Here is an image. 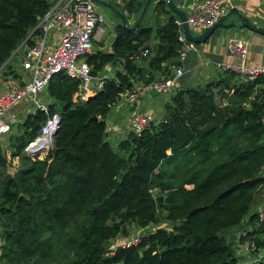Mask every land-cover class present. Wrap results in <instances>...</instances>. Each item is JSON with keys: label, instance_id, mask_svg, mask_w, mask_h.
I'll use <instances>...</instances> for the list:
<instances>
[{"label": "trees", "instance_id": "16d2710c", "mask_svg": "<svg viewBox=\"0 0 264 264\" xmlns=\"http://www.w3.org/2000/svg\"><path fill=\"white\" fill-rule=\"evenodd\" d=\"M145 2L125 0L121 12L135 20ZM51 5L0 0L1 75H14V57L6 62L23 43L33 44ZM152 5L164 17H156L154 35L145 18L132 32L118 23L110 51L86 56L92 76L106 66L113 73L85 104L88 114L75 109L78 80L65 73L50 80L49 114L58 113L60 123L42 159L24 153L48 118L38 111L9 136L8 156L22 163L12 176L0 146V264H240L238 240L264 246V227L253 224L257 211L248 221L254 231L242 230L264 188V75L231 83L229 77L241 79L230 72L214 86L176 90L162 121L139 137L107 140L111 109L126 91L183 67L176 17L164 1ZM161 218L170 230L146 232L136 245L110 253L109 243L127 225L142 230ZM251 264H264V257Z\"/></svg>", "mask_w": 264, "mask_h": 264}, {"label": "built area", "instance_id": "2783aa9c", "mask_svg": "<svg viewBox=\"0 0 264 264\" xmlns=\"http://www.w3.org/2000/svg\"><path fill=\"white\" fill-rule=\"evenodd\" d=\"M231 8L230 0H197L187 16L191 33L193 31L203 33L214 27ZM124 15L128 17L126 13ZM105 22L104 14L90 0H52L51 8L36 27L38 33L31 38L33 44L26 46L22 54L21 65L29 78L0 89V141L11 133L12 125L17 122L14 116L7 120L6 116L12 109L26 102L34 108V111L30 113L38 111L47 115L48 118L41 127L39 136L28 143L24 153L31 158L32 153L39 150L37 159H42L46 155L52 146V138L60 123L58 113L49 114L51 100L46 94V88L53 76L65 73L79 81V91L73 97L76 105L84 104L87 99L95 96L103 89L105 81L111 77L109 66H106L99 75L92 76L91 67L86 63V56L94 53L96 44L103 41ZM178 25L181 28L179 23ZM178 42L181 44L179 59L183 63L187 54L196 50V44L186 39L182 29ZM227 51L228 58L234 62L218 66L224 74L229 75L233 72L236 76H240L244 83L253 82L264 75V65L247 64L249 43L246 40L229 38ZM147 54L148 51H144L140 56L145 57ZM183 76V67H177L172 72V76L157 79L149 84H136L122 95L118 103L131 110L129 129L133 135L139 137L154 122V116L140 109L143 101L148 97L159 101L176 91L179 80ZM254 225L264 227V209L256 212ZM146 229L139 230V236L122 247L136 245L140 236L148 232L145 231ZM238 247L240 256L251 259L252 262L264 257L254 241L246 240L240 243L238 240ZM114 250L115 247L109 251L111 253ZM255 252L256 256L252 255Z\"/></svg>", "mask_w": 264, "mask_h": 264}, {"label": "crops", "instance_id": "0c3cea01", "mask_svg": "<svg viewBox=\"0 0 264 264\" xmlns=\"http://www.w3.org/2000/svg\"><path fill=\"white\" fill-rule=\"evenodd\" d=\"M104 1L108 2L107 0ZM171 1L180 11H182L188 16L191 13L192 9L194 8L197 0H171ZM230 5L232 7L228 13L230 14V16L221 25V27L216 29L214 33L211 35V37H209L207 40L201 42L200 44H196L195 51H190L187 54L185 61L182 63L183 69L185 70L184 76L179 80L178 87L176 90L192 88L196 86V85L193 86V82L194 84L200 83L206 77H215L217 74L216 68H218L220 64L223 65L233 64L234 61H231L228 58L227 41L229 38H242L249 43V53L247 55V61H246L248 65L250 66L264 65V34L250 30L249 28L243 26L241 21V19H243V22L254 27L255 29L264 31V0H230ZM96 6L98 7L99 11L102 12L100 7L98 5ZM151 9L153 8L151 7ZM238 15L241 17V19L238 17ZM148 16L149 15L145 17L148 18ZM155 19L156 17H154V13H153L152 20L150 21V25L151 27H153L152 28L153 35L156 29V27L154 26ZM130 20H133L135 22L137 19L135 18L134 20L131 17ZM159 20L160 22H163L164 17L159 16ZM117 21L119 20L117 19ZM117 21H115V23L113 22L114 26L118 24ZM103 29L105 31L106 22L104 24ZM110 33L111 32H108V37L106 38V45H107L106 50H104V48H97V49L103 52L110 51L111 43L114 39V30L112 31L111 36H109ZM106 34L107 33L105 31L104 38L106 37ZM192 34L194 36H198L201 35L202 33L193 31ZM151 44L154 45V40L151 42ZM23 46L24 45H21L18 49L20 50V54H18V57L17 56L15 57L13 55L14 59L10 63V66L12 67V71H14V75L4 76L0 74V89H4L5 87H7L9 84L12 83H20L23 80L29 78L28 73L22 68L21 65L22 54L25 50V47ZM10 60L11 58L9 59V61ZM109 68L112 73L111 66ZM222 75H221L222 79L226 78L225 76H227L223 72ZM174 92L170 93L169 95L174 94ZM156 102L159 101L155 100L154 98L148 97L143 101L142 106L140 108L143 112L150 113L152 116H154L155 117L154 120L157 119V117L154 114L155 110L153 111V109L155 108L154 104ZM24 106L28 107L29 105L28 103L25 102L22 105H19L14 109H12V111H10V113L7 116H10V118L14 116L17 120V115L21 112ZM130 117H131V110L128 109L125 105H122L121 103L117 102L112 107L111 113L107 121L108 141H110L111 143H117L128 137V135L130 134V129H129ZM10 136L14 137L15 135H10ZM7 141H8V136L2 138V140L0 141V146L2 148L3 153H7V159H9L10 162L7 172H11L13 171L12 167H14L15 165L18 166L17 162L19 159L15 157L12 160H10L8 156L10 150ZM17 166H15V168ZM258 196L259 198H262L263 201L264 191L259 193V195H257L256 197ZM256 197H255V201L259 199ZM263 207L264 205L261 204L260 206L257 205L256 210L253 212V214L256 211H258V209ZM249 217L250 215L248 214L243 220L242 230L244 231V233L245 232L252 233L254 231V228L251 226V224L248 223ZM233 233H235V231H233Z\"/></svg>", "mask_w": 264, "mask_h": 264}, {"label": "rangeland", "instance_id": "374dc122", "mask_svg": "<svg viewBox=\"0 0 264 264\" xmlns=\"http://www.w3.org/2000/svg\"><path fill=\"white\" fill-rule=\"evenodd\" d=\"M124 1L125 0H117V2H118V9L120 10V11H122V7H123V4H124ZM155 3V1H153V3L152 4H154ZM151 4V6L149 7L150 9H148L149 11H147V13H146V17H147V15H149L148 16V18H146L145 17V21H144V24L145 25H149V26H151L150 25V21L152 20V17H153V12H152V9H151V7H153L154 5H152ZM100 9L102 10V12H103V14L105 15V18H106V29H105V31H106V37L104 38V40L102 41V42H100V43H97V45L94 47V49L96 50L97 48H104V50H106V48H107V45H106V38L108 37V32H111L112 33V31L114 30V25H113V22L115 23V21H117V17L116 16H114L109 10H107V9H104V8H102V7H100ZM151 11V12H150ZM154 17H159L158 15H156V14H154ZM117 23H119V21H117ZM134 24V21L133 20H129V26H131V25H133ZM111 33L109 34V36H111ZM97 50H99V49H97ZM16 54V55H15ZM18 54H20V52H19V50H17L15 53H13V55L16 57H18ZM13 55H12V57H13ZM11 57V58H12ZM14 59V58H13ZM216 71H217V74H216V76L215 77H206L204 80H202L200 83H195L194 84V82H193V86L194 85H196V86H194V87H192V88H197V87H200V88H203V87H205V86H207V85H215L216 83H218L220 80H222V70L221 69H218V68H216ZM173 72V71H172ZM184 72H185V70H184ZM222 75V76H221ZM225 77H227V76H225ZM232 83L233 82H236V83H238V82H240V80L236 77V78H231V77H229L228 78ZM219 93H220V91H219ZM218 92H217V90H216V96H217V99H218V102H220V103H223L224 104V101H223V99L221 98V95L219 94ZM221 94H222V91H221ZM173 96V94H171V95H167V96H165V97H163L161 100H159V102H156L155 104H154V109H153V111H154V114H155V116L157 117V119L156 120H154V122H153V124H155L156 122H158V121H160V120H162L163 119V117H164V113H165V105H166V103L169 101V99L171 98ZM42 98V97H41ZM223 101V102H222ZM34 111V108L30 105V106H24L23 107V109L21 110V112L17 115V122L15 123V124H13L12 125V129H11V133L9 134V135H7L8 136V139L11 137L10 135H18V133L20 132V125L22 124V122H23V120L25 119V117L28 115V113H30V112H33ZM8 118H10V116H7V118H6V120L8 119ZM155 118V117H154ZM10 136V137H9ZM8 142V141H7ZM17 164H18V166L17 165H15V166H17L16 168H15V166L14 167H12L13 168V171H11V172H7L8 174H10L11 176L12 175H14V174H16L17 173V171L19 170V167L20 166H22V163L20 162V160H18V162H17ZM262 190H264V188L262 189ZM262 190L259 192V193H261L262 192ZM259 193L257 194V195H259ZM256 195V196H257ZM256 198H259V196L258 197H256ZM260 204L261 205H264V200L262 201V198H259V199H257L252 205H251V207H250V210H249V215H251L255 210H256V206L257 205H259L260 206ZM261 209H264V207L263 208H260V209H258V211L259 210H261ZM157 228H163V229H168V230H170L171 228H172V225L170 224V223H168V222H166V221H164L162 218L156 223V224H154V225H151V226H149L145 231H148V232H152V231H154L155 229H157ZM140 229H137L135 226H133V225H127L126 226V228H125V233L123 234V235H121L120 237H118L117 239H115V240H113L112 242H110L109 243V245H108V249L110 250L111 248H113V247H116V246H123V245H125L126 243H129V242H132L134 239H136L138 236H139V234H140V231H139ZM232 231H229V232H227L225 235H226V238H227V240H228V242L230 243V241H231V238H232V236L234 235V233H233V235H232ZM263 238H264V236H263ZM234 240V238L232 239V241ZM259 252H261L262 254L261 255H264V246L263 247H261L260 248V250H259ZM235 255H236V257L239 259V262H241V263H243V262H245V263H247V264H251L252 263V261H251V259H247V258H243L242 256H240L241 254H240V252L238 251V250H236L235 249Z\"/></svg>", "mask_w": 264, "mask_h": 264}, {"label": "water", "instance_id": "95a60500", "mask_svg": "<svg viewBox=\"0 0 264 264\" xmlns=\"http://www.w3.org/2000/svg\"><path fill=\"white\" fill-rule=\"evenodd\" d=\"M91 2L95 3L96 5H98L99 7H102L104 9L109 10L111 13H113V15H115L117 17V19L119 20V24L122 25V27L124 29H126L127 31H135L136 28L142 23L143 19L146 16V13L149 9V7L151 6V4L153 3V1H157V0H146L137 20L134 22L133 25L129 26V21L127 20V18L125 17V15L115 6L109 4L108 2L104 1V0H90ZM165 2L168 10L176 17L177 22L181 25V29L183 30V33L186 37V39L189 42H192L194 44H200L201 42L207 40L209 37H211V35L214 33V31L216 29H218L219 27H221V25L228 19V17L230 16V14H227L224 18H222L221 20L218 21L217 24H215L214 27L208 29L207 31L203 32L201 35L198 36H194L191 31L190 28L187 24V15L185 13H183L182 11H180L171 0H162ZM238 17L241 19V17L238 15ZM242 21V25L249 28L250 30H253L255 32H259L264 34V31H260L258 29H255L254 27L248 25L247 23L243 22V19H241ZM24 45V43L22 44ZM11 58V57H10ZM9 58V59H10ZM9 61V60H8ZM7 61V62H8ZM6 62V64H7ZM5 64V65H6ZM91 98L87 99V101L84 104H79L75 106V109L79 110L80 112L84 113V114H88L87 109L85 107V104L90 100ZM92 120H96V118H93ZM39 150H36L32 153L31 158L37 159L39 157Z\"/></svg>", "mask_w": 264, "mask_h": 264}, {"label": "clouds", "instance_id": "9594fccd", "mask_svg": "<svg viewBox=\"0 0 264 264\" xmlns=\"http://www.w3.org/2000/svg\"><path fill=\"white\" fill-rule=\"evenodd\" d=\"M124 14V13H123ZM25 44V43H24Z\"/></svg>", "mask_w": 264, "mask_h": 264}]
</instances>
